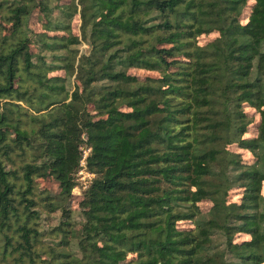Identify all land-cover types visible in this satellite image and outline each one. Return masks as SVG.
Here are the masks:
<instances>
[{
	"label": "trees",
	"instance_id": "trees-1",
	"mask_svg": "<svg viewBox=\"0 0 264 264\" xmlns=\"http://www.w3.org/2000/svg\"><path fill=\"white\" fill-rule=\"evenodd\" d=\"M0 264H264V0H0Z\"/></svg>",
	"mask_w": 264,
	"mask_h": 264
},
{
	"label": "rangeland",
	"instance_id": "rangeland-1",
	"mask_svg": "<svg viewBox=\"0 0 264 264\" xmlns=\"http://www.w3.org/2000/svg\"><path fill=\"white\" fill-rule=\"evenodd\" d=\"M59 1L61 3H63V2H66L67 0H59ZM249 8L250 7H248L246 9L245 13L243 14L242 18H243L244 21H246V17L249 14ZM79 24H80L79 19L75 18L74 23H73V31L76 34L80 33ZM30 26L32 27V29H34L37 32L41 31L42 24L40 23L37 15H33L32 18L30 19ZM210 37L211 36H208V37L204 36V37L201 38V41L202 42H206V41H208L210 39ZM80 49H84V44L80 45ZM33 51H36V48L34 46H33ZM130 72L133 73V74L138 75L141 78H145L146 76H151V75H153V76L157 75L156 72H149V71L141 70V69H131ZM51 74L64 75L65 72H64V70H58V71L52 72ZM246 112L250 116L254 117V121L250 125L247 135L254 136V135L257 134V126H258V123H259V120H260V115L254 109H251V108H246ZM230 148L232 150H234V151H241L243 153L244 157L247 158V159H252L253 158V155H252L251 152L246 151V150H241V149L238 148L237 145H231ZM86 152L88 153V150ZM83 160H84V157H83ZM84 165H85V163H84ZM93 176H94V174L90 173L84 166H82L79 169V171L77 173V177H78V180L80 182V185H78V187L75 189V192H74L76 201L78 200V198L81 196V193H82L81 192L82 190L79 189L80 186H82V188H85L89 184L90 179ZM39 182H40V186L42 188L43 187H47V188L51 189L52 193H55V192L58 191V186H57L56 182L54 180H52V179H48V180L47 179H40ZM232 196H233V198H237L238 197V195L236 194V191L232 192ZM210 205H211V203L209 201H203L201 203V207H202V209L204 211H207L208 208L210 207ZM57 215H58V212L51 214L52 218H51V220H47L48 224L55 222L56 218H57ZM43 222L45 223V221H43ZM48 224H44V225L47 226ZM185 226H187V225H185ZM245 237H246V235H239L238 239L242 240Z\"/></svg>",
	"mask_w": 264,
	"mask_h": 264
},
{
	"label": "built area",
	"instance_id": "built-area-1",
	"mask_svg": "<svg viewBox=\"0 0 264 264\" xmlns=\"http://www.w3.org/2000/svg\"><path fill=\"white\" fill-rule=\"evenodd\" d=\"M85 159V158H84ZM85 163V160H82V164H84Z\"/></svg>",
	"mask_w": 264,
	"mask_h": 264
}]
</instances>
